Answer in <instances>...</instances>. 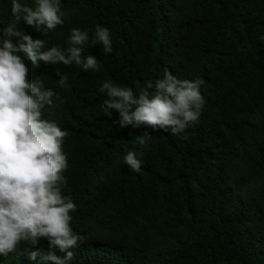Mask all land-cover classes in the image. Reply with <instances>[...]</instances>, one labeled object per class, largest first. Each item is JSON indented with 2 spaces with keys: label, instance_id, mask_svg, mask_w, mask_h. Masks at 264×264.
Wrapping results in <instances>:
<instances>
[{
  "label": "trees",
  "instance_id": "obj_1",
  "mask_svg": "<svg viewBox=\"0 0 264 264\" xmlns=\"http://www.w3.org/2000/svg\"><path fill=\"white\" fill-rule=\"evenodd\" d=\"M11 7L0 0V29L14 19ZM61 12L64 24L53 31L18 27L45 40V50L67 48L73 28L91 36L97 24L113 41L107 54L84 46L102 65L95 73L35 66L20 53L29 79L59 97L43 118L68 133L62 191L77 205L71 227L81 237L70 264H264V0H61ZM165 68L206 80L195 126L176 136L120 128L115 110L103 113L105 80L135 89ZM56 69L67 74L63 87ZM209 76L219 96L209 92ZM145 132L152 136L141 145ZM129 151L143 162L139 173L124 163ZM24 247L0 255V264H40ZM37 247L64 256L46 240Z\"/></svg>",
  "mask_w": 264,
  "mask_h": 264
},
{
  "label": "clouds",
  "instance_id": "obj_2",
  "mask_svg": "<svg viewBox=\"0 0 264 264\" xmlns=\"http://www.w3.org/2000/svg\"><path fill=\"white\" fill-rule=\"evenodd\" d=\"M11 14L14 19L0 29V255L15 252L23 244L32 261L39 257L40 264H70L81 237L71 227V213L77 205L62 191L67 186L64 172L68 160L63 144L68 133L43 118L42 109L52 105L57 94L44 88L43 81L29 79L30 69L20 53L35 66L40 62L75 64L95 73L102 65L94 55H83L84 46L100 44L103 53H111V32L100 24L91 36L86 30L73 28L67 48L45 50V40L33 39L18 25L23 21L45 33L62 26L61 0H35L34 6L12 0ZM260 39L264 41V35ZM56 73L60 86H65L67 74L59 69ZM208 82L209 92L219 96L222 90L210 76ZM205 83L199 78L179 79L169 68L161 78L148 80L145 86L137 83L135 89L105 80L99 89L107 96L101 109L109 118L115 110L119 115L113 122L120 128L145 125L179 136L200 119L204 106L200 89L207 88ZM151 136L145 132L136 140L143 145ZM123 159L131 171H141L143 162L134 152L129 151ZM41 240L64 256L55 251L42 253L37 247Z\"/></svg>",
  "mask_w": 264,
  "mask_h": 264
}]
</instances>
